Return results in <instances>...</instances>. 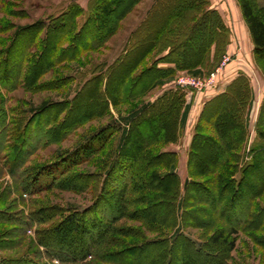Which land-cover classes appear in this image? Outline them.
I'll return each instance as SVG.
<instances>
[{
    "label": "trees",
    "instance_id": "1",
    "mask_svg": "<svg viewBox=\"0 0 264 264\" xmlns=\"http://www.w3.org/2000/svg\"><path fill=\"white\" fill-rule=\"evenodd\" d=\"M138 1L107 0L104 4L95 0V5L89 8L99 5L106 12L103 11L104 15L99 16L89 15L81 29L72 35L69 47L64 49L60 46L65 33L62 34L60 31L62 32L64 26L67 27L68 21L61 17L73 18L77 13L71 14L69 10L63 12L57 19H61V25L41 20L19 27L14 32L10 45L1 51L4 56L0 55V83L8 89L14 88L18 86L17 82L23 76L24 85H28L30 80L31 86L36 88L34 81L50 67L43 70L39 68L46 51L51 64L77 58L88 44L85 48H79V43L76 42L81 41L83 31H86L90 24L91 30L97 31L95 36L99 39L97 43L102 42L104 38L114 33L118 22L132 11ZM239 2L254 43V52L264 59V13L257 7L255 0ZM208 3V0L155 1L143 21L130 34L126 54L113 64L114 66L120 64L122 57L133 58L140 49L141 56L155 48L159 54L139 76L129 77L131 67L125 66L127 69L122 73V99L149 92L178 69L191 71L194 75H203L204 67L214 66V57L224 51L228 29L219 12L207 7ZM75 7L79 13L82 12L83 6L80 3L75 4ZM170 8L171 14L166 20L162 19V15ZM145 25L151 28L157 26L155 35L146 42L138 36L140 29ZM33 26L48 27L44 39L36 41L37 44L31 40L29 45L20 52L17 51L21 34ZM56 32H59L58 35ZM34 43L35 46L41 43V49L31 54L29 49ZM16 51L19 53L14 63ZM163 52L165 53L162 54ZM161 62L175 66H161L159 65ZM14 64L15 82L14 85H10L4 81L3 76L7 75L10 66ZM26 78L29 79L28 83ZM102 80V75L94 76L85 84L83 90L87 87L90 90H97ZM113 80V75L108 76L105 90ZM244 80L235 79L224 92L216 94L206 102L204 110L206 112L202 114L194 134L190 159H201L198 151L210 145L215 160L211 162L207 172L223 169V174L217 173L216 179L210 180L211 187L208 185L209 182L190 177L184 182L185 193L181 195L179 177L173 171L176 153L155 149L159 144L177 140L176 125L179 127V124H183L188 114L189 107L186 106L181 112L180 104L177 103L178 98L172 97L170 91L159 97L156 103L144 104L138 109H133L126 117L129 124L140 113L154 106L151 109L153 113L147 111L142 121L133 125V129L122 130L117 145L120 151L116 159L122 158L126 161L120 165V160H116L106 170L100 192L91 205L73 210L60 205H39L28 212L15 209L13 211V208L24 202L25 194L32 196L54 188L60 183L72 182L73 177L77 175L72 172L73 167L90 159V154H85L83 159H76V155L90 143L93 146L87 151L95 153L102 150L114 136L116 129L112 128L111 124L104 125L96 130L89 139L90 143L83 144L63 159L45 165L36 162L32 164L30 157L38 145L59 138L56 129L67 126L68 117L75 109L76 100L83 90L72 100L44 101L35 109L21 110L19 119L10 116L18 108L8 109L5 97L0 96V157L5 158L9 173L17 178L16 190L20 194V197L11 200L7 207L0 204V224L16 225L22 237L31 229H35V242L39 249L43 247L42 253L40 250L36 253L40 252L49 260L57 259L60 264H229L228 257L236 248L238 233L241 230L254 229L264 232V204L257 201L261 195L260 190H264V118L259 122L257 138L248 151L250 158L239 168V160L247 155L243 149L247 142L245 109L249 88L247 81ZM209 110L211 118L207 120ZM99 112L101 111L97 113ZM63 114L65 116L60 119ZM205 119L206 124H202ZM71 125L68 130L76 127L75 124ZM210 128L214 130V136L207 133ZM67 132H63L64 137L61 136L59 139L65 138ZM33 135L37 142L35 144L30 143ZM159 166L169 167V171L163 173L157 170ZM96 180L97 173H83L81 189L96 187ZM113 181L118 183L120 191V203L118 206L115 205L116 207L107 197L106 189L107 183ZM139 184L143 185L141 193L135 191ZM38 201L32 203L36 205ZM140 202H144L145 207H137L136 204ZM194 204L199 206H193ZM104 205L108 213L106 219L99 215ZM124 206L136 207H131L130 212H118V207ZM178 210L180 213H177ZM209 213L215 214L227 225L213 229L210 234L208 233L209 238L206 241L196 240L183 233V227L194 226L196 221L201 219L199 216ZM57 217L60 219L54 221ZM140 218L147 224L148 230L159 234L151 238L138 226L119 224L123 219ZM70 231L79 237L78 248L75 251L69 250ZM256 236L252 234V237L257 239ZM259 243L264 247V234ZM11 244L0 238V249L4 250ZM36 253L28 252L20 256L0 255V264H47L37 258Z\"/></svg>",
    "mask_w": 264,
    "mask_h": 264
},
{
    "label": "rangeland",
    "instance_id": "2",
    "mask_svg": "<svg viewBox=\"0 0 264 264\" xmlns=\"http://www.w3.org/2000/svg\"><path fill=\"white\" fill-rule=\"evenodd\" d=\"M94 1L95 0H0V55L2 54V56H4V53L1 52L2 49L10 45L14 32L19 27L31 25L41 20L46 23L54 22L58 25H61V19L68 21L67 27L64 26L62 32L60 31L62 34L65 33L64 35L66 38V40H64L65 38L63 37L60 48L64 49L69 47L72 41V35L76 34L81 29L89 15L91 16L93 14L94 16H99L104 15V12H106L104 11L105 9L99 5L90 9L89 7L91 5H95ZM155 1L156 0H139L132 11L118 22L117 29L114 33L104 38L105 40L102 42L97 43V41H99V39L95 37L97 31L91 30L90 24L86 31H83V36L80 37L81 41L79 42L78 40L76 42L79 43V48H85L86 44H88V46L73 60L67 59L51 64L46 51L44 58L40 62L39 68L43 70L48 66L50 67L34 81L37 87L40 86V88L36 87V89L35 86H31V82L28 78L25 79L27 83L29 80L28 85H24L23 76L20 81L17 82L18 86L14 88L8 89L0 83V96L5 97L7 108H18L11 113L10 116L19 119L21 118V114L19 113L21 110L35 109L44 101L72 100L79 91L83 90V87L91 78L96 75L103 76V80L100 81V85L98 84L97 90H90V88L87 87L80 93L78 100H76L75 109L71 111L68 117L67 126L56 129V135L59 138L63 136V132L68 131L65 134V138H57L53 142L47 144L43 142L38 145L30 157V159H32V164L36 162L37 164L45 165L63 159L64 156L71 154L83 144L90 143L89 139L93 137L96 130L104 125L111 124V127L116 129L114 136L102 150L95 153L87 151L89 150L88 148L93 146L90 143L87 148L76 155V159H83L85 154H90V159L73 167L72 172L77 175L73 177L74 179L72 182L60 183L54 188L41 191L32 196L25 194L24 202L17 204L15 208H13V211L24 210L28 212L31 208L38 207L39 205H60L69 210L83 209L91 205L96 195L100 192L106 170L109 169L111 164L116 160H120V165L126 161V159L122 158L116 159L120 151L117 149V145L122 130L124 128H128L129 130L133 129V125L142 121L147 111L150 114L153 113L151 109L154 108V106L144 111L142 114L140 113V115L135 118V120L130 121L129 124L126 121V119H128L126 117L131 114L133 109H138L144 104L150 105L156 103L159 97L170 91L172 97L176 96L175 98H178L177 103L180 104L181 112L184 111L186 106L189 107L188 114L183 124H179V127L176 125L178 129L177 140L159 144L155 149L156 151H173L176 153L177 159H175L173 171L179 177L181 195L185 193L184 182L186 179L192 177L199 181L209 182L208 185L211 187L212 184L210 180L216 179L217 173L223 174L222 168L212 173L207 172V169L211 166V162L215 160L213 159L214 153L212 146L206 145L205 148L198 151V155L201 159H190V151L197 126L199 125L202 114L206 112H204L205 104L210 99H204L206 98L205 94L207 92L210 94L215 91L217 93L220 90L224 92L237 78H241V80L245 79L244 81H247L249 88L247 96L248 102L245 109L247 142L243 150H246V152L250 150V148L248 149V141L257 136L259 122L264 118V59L258 57L254 52V43L244 20L239 0H208L209 3L207 7L219 12L228 29V37L224 51L223 53H217L214 57V66L211 68L204 67L202 69L204 72L203 75H194L191 71L178 69L168 78L163 79L162 84L156 85L149 92L133 96L129 99H122V73L127 69L125 66L129 65L131 67L129 77L139 76L146 69L147 65L151 64L153 59L159 54L155 48L141 56L142 52L140 49L134 54L135 56L133 58L122 57L120 64L115 66L113 64L116 60L118 61L122 55L124 56L126 54L125 50L129 49L128 41L130 34L136 30L143 21ZM99 2L105 4L107 0H99ZM255 2L257 7L264 13V0H255ZM77 3L83 6L81 13H79L75 7ZM66 10H69L71 14L74 13V15L77 13V16H73V18L62 16L64 18L61 17V19L59 18V20H57ZM171 12L172 10L170 8L161 18L166 20ZM47 28V26L43 28L33 26L27 29L19 38L17 51L19 50L20 52L21 49L29 45L31 40L35 41L36 44L38 41H42L46 35ZM156 32L157 26L151 28L145 25L144 28L142 27L140 29L138 36L141 40L146 42L150 40ZM51 33H53V31H51ZM58 33L59 32H56V35H58ZM68 34H71L70 37ZM184 37H186V35H184ZM35 43L29 49L31 54H35L41 49V43L36 46ZM17 51L14 53V63L17 61L15 60L19 53ZM164 53L165 52L162 54ZM226 57H229V59L223 62ZM159 65L175 66L174 64L166 62H161ZM14 71L15 64L12 67L10 66L7 75L3 76L7 84L12 85L15 82ZM212 71H219L216 81L202 90H194L190 86L178 84L177 80L180 77L187 76L206 81ZM107 75L109 77L113 75L114 80L109 88L105 90L106 80L108 78ZM44 85L45 87H43ZM125 86L126 85H124V88ZM98 111L101 112L97 113ZM64 116L65 114L61 115L60 119H63ZM209 116L210 110L206 115L207 120H210L211 116ZM206 119L202 124H206ZM71 124H75L76 127L73 130H68L69 127L72 126ZM231 126L232 124H230L229 127ZM207 133L213 136L215 135L212 128H210V131ZM34 137L33 135V140L30 142L31 144L37 143ZM2 155H4V153ZM4 159L5 158L0 157V204L1 206L7 207L11 200L20 197V194L16 190L17 178L9 173V167L5 164ZM246 161H248V159H240L239 168H241ZM197 169H199V171ZM157 170L166 173L169 171V167L159 166ZM90 172L97 173V180L95 182L96 187L92 186L83 190L81 189V175ZM252 181H254V178ZM117 185L118 183L113 181L112 183H107L106 187L108 192L107 197L110 198L113 204L115 203L114 206H118V203H120V191ZM142 188L143 185L139 184L135 187V191L141 193V191H143ZM5 191L9 193L6 194ZM260 191L261 195L257 198V201L264 204V190L261 189ZM37 200L39 201L36 205L32 203ZM136 205L137 207H145L144 202L137 203ZM207 205L206 203V206ZM193 206H199V204H194ZM124 207H118V212H130L131 207L134 208L136 206ZM101 208L102 211L101 213L99 212V215L106 219L108 217L107 209H105L106 206L104 205ZM69 210L67 211L69 212ZM179 211L180 210H178L177 213ZM195 216H198V214H195ZM199 217L201 219L197 220L194 226H185L182 228L183 233L196 240L206 241L213 229L227 225L224 220L218 218L215 214H202ZM58 219L60 218L57 217L54 221ZM213 220H215L214 223ZM122 223L138 226L147 237L152 238L159 234L158 232L148 230L146 227L147 224L141 218L139 220L123 219L119 224ZM16 229L17 226L14 224H0V238L7 243H12L4 250L0 249V255L20 256L28 254V252L34 254L38 250L42 253L43 247L39 249V245L35 242V229H31L29 233L23 237L20 231ZM252 234L253 236L256 234L257 239L255 237L253 238ZM263 234V231L254 229L247 231L241 230L238 233L236 248L228 257L229 264H264V247L259 243V239H261ZM69 236V250L75 251L78 248L79 237L71 231L69 232ZM40 252H37L36 256L42 262L47 264H60L57 259L49 260V258L41 255Z\"/></svg>",
    "mask_w": 264,
    "mask_h": 264
},
{
    "label": "built area",
    "instance_id": "3",
    "mask_svg": "<svg viewBox=\"0 0 264 264\" xmlns=\"http://www.w3.org/2000/svg\"><path fill=\"white\" fill-rule=\"evenodd\" d=\"M228 59H229V57H226L223 62H226ZM218 72L212 71L209 74L208 80H206V81L200 80L199 78H196V77H190V76L180 77L177 81H178V84H180V85L190 86L194 90L195 89L196 90H202V89L210 86L211 84H213L216 81V78L218 76Z\"/></svg>",
    "mask_w": 264,
    "mask_h": 264
},
{
    "label": "crops",
    "instance_id": "4",
    "mask_svg": "<svg viewBox=\"0 0 264 264\" xmlns=\"http://www.w3.org/2000/svg\"><path fill=\"white\" fill-rule=\"evenodd\" d=\"M250 33V32H249ZM250 37H251V35H250ZM223 90H220V91H218L217 93H219V92H222ZM216 93V91L215 92H212V93H210L209 94V92H207L205 95H206V98H204V99H206V100H208L209 98H211L212 96H214L215 94H217ZM214 94V95H213ZM257 138V136L256 137H254V139H252V140H249L248 141V149L252 146V144H253V142L255 141V139ZM190 139H191V137H190ZM250 158V156H248V150H247V155L245 156V158L244 159H249Z\"/></svg>",
    "mask_w": 264,
    "mask_h": 264
}]
</instances>
